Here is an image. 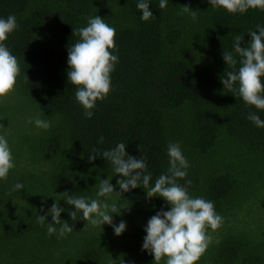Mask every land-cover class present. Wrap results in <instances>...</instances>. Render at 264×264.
<instances>
[{"label":"trees","instance_id":"16d2710c","mask_svg":"<svg viewBox=\"0 0 264 264\" xmlns=\"http://www.w3.org/2000/svg\"><path fill=\"white\" fill-rule=\"evenodd\" d=\"M136 3L0 0V17H17L4 43L20 68L14 89L0 97V134L15 160L0 180V264H157L142 250L143 229L169 206L147 197L142 186L119 189L122 177L102 157L118 142L129 155L147 158L150 183L167 171V145L180 144L190 167L178 183L190 180L189 194L212 201L223 218L217 229L206 228L211 241L196 264H264V128L246 118L256 112L264 119V110L221 83L233 70L223 50H232L236 35L246 47L247 32L264 26V10L233 14L208 0H169L160 9L159 0H151L154 16L143 21ZM185 7L197 11V19ZM96 15L116 29L119 62L110 92L86 118L67 80V56L79 39L76 29ZM38 112L49 129L30 123ZM107 178L121 194L113 195L120 214H112L114 224L126 222L121 235L108 224L91 226L79 212L73 221L74 206L64 200L60 206L68 211L60 218L72 232L49 236L37 222L60 199L56 194L94 197L98 180ZM17 182L23 189L12 191Z\"/></svg>","mask_w":264,"mask_h":264},{"label":"clouds","instance_id":"9594fccd","mask_svg":"<svg viewBox=\"0 0 264 264\" xmlns=\"http://www.w3.org/2000/svg\"><path fill=\"white\" fill-rule=\"evenodd\" d=\"M208 2L213 8H223L233 14H243L249 9L264 10V0ZM150 3L151 0H137L136 8L143 21L154 16ZM168 3L169 0H159V8L164 9ZM184 10L191 13L193 20L197 19V11L188 7ZM17 27L15 15L0 17V97L14 89L20 73L17 58L4 43ZM247 33L251 40L246 47L240 46L244 36L236 35L232 50H223V60L233 70L227 72L221 83L223 88L238 93L246 105L264 110V26L258 24L256 30ZM76 34L79 39L68 47L67 80L76 86L75 99L85 109L84 116L91 118V110L96 106V101L104 99L112 87L111 73L119 62L115 54L116 29L96 15L88 18L86 26L76 29ZM43 115V112H38L30 123L47 130L51 123L41 118ZM246 118L256 127L264 128V119L256 112H250ZM167 156V171L161 173L154 183H150L153 176L148 171L147 158L142 155L138 159L129 155L125 143L118 142L114 148L102 153V157L110 162L114 175L122 177L117 181L122 192L142 186L147 189V197L158 196L169 206L167 210L161 208L148 219L143 229L146 235L143 237L142 250L151 254L157 264L162 258L164 264H196L211 241L206 228L217 229L223 218L215 211L212 201L189 194L190 180H185L183 185L178 183V179L187 177L190 167L178 142L167 145ZM95 158L94 155L90 156V160ZM14 167L15 160L9 141L4 134H0V180L6 179ZM110 181L109 178L98 180L94 197L69 194L68 191L56 194L60 199H54L46 215H37V222L46 226L49 236L56 234L62 237L72 232V226L60 218L62 212L68 211L60 206L59 201L64 200L66 204L74 206V210L69 211L73 221L79 212L80 219L88 221L91 226L102 227L108 224L112 226L115 235H121L126 230V222L121 220L119 224H114L112 216L114 213L119 215L122 209L113 201V195L121 194L114 191L115 186ZM23 187L22 183L17 182L11 190H22ZM49 215L52 222H48Z\"/></svg>","mask_w":264,"mask_h":264}]
</instances>
